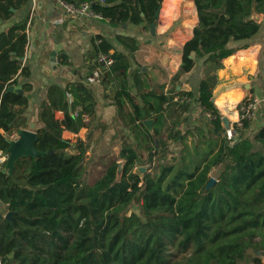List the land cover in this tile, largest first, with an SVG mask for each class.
<instances>
[{"label":"trees","instance_id":"obj_1","mask_svg":"<svg viewBox=\"0 0 264 264\" xmlns=\"http://www.w3.org/2000/svg\"><path fill=\"white\" fill-rule=\"evenodd\" d=\"M26 0H7L10 7ZM90 2L92 10L116 25L149 29L162 0H63ZM198 23L182 50V63L172 82L199 64L203 77L197 94L178 92L200 102L209 112L207 129L195 126L187 134L165 126V106L174 92L165 87L147 90L142 72L134 75L141 103L127 84L136 39L117 36L125 52L114 50L113 71L123 81L114 96L117 116L129 132L116 152L103 161L104 170L91 183L84 181L88 146L63 138L68 130L91 128L78 96L52 86L38 112L37 157L16 161L12 173L0 169V260L2 264H264V126L246 134L249 123L232 143L225 134L222 114L213 102L216 71L240 44L255 36L264 14V0H193ZM27 19L0 33V149L7 150V135L28 126V97L8 86L17 85L26 72ZM113 46L97 37L95 55ZM194 54V56H193ZM15 106L21 107L16 109ZM64 112L58 119L55 113ZM154 120L153 136L144 125ZM193 137L191 143L188 136ZM131 137V138H130ZM172 145L175 146L173 149ZM123 169L119 172V162ZM138 165H147L143 174ZM217 170L220 173L217 174ZM211 178L216 182L209 185ZM140 208L139 213L135 211ZM12 212L11 219L7 218Z\"/></svg>","mask_w":264,"mask_h":264},{"label":"crops","instance_id":"obj_2","mask_svg":"<svg viewBox=\"0 0 264 264\" xmlns=\"http://www.w3.org/2000/svg\"><path fill=\"white\" fill-rule=\"evenodd\" d=\"M6 1L0 0V5ZM32 1L26 0L17 7H10L11 15L0 18V33L24 19H27V27ZM36 3L30 27L32 39L26 43L25 55L21 58L27 73L19 75L17 85H10L20 88L22 94L28 97L25 111L28 126L23 129H29L32 122L35 128L39 126L40 105L46 99L48 90L56 86L67 91L70 101L73 93L80 99L82 107L93 106L94 115L85 118L91 123V128L84 127L79 133L63 132L64 139L85 142L88 146L87 160L91 154L100 158L111 151H118L129 140V132L119 120L114 103V96L123 81L119 80L113 66L107 69L96 61L97 37L105 38L113 46L111 54L114 50L126 53L118 43L117 36L136 39L138 49L130 58L126 82L137 104L142 105L134 79L137 71L142 72L141 79L147 90L164 86L165 92H174L173 102H179L174 100L175 96H179V91L197 94L203 77L201 64L178 82H172L182 63L183 46L193 37L194 27L198 23V12L193 0H162L155 35L151 33L150 27L144 29L132 24H126L125 27L103 17L69 15L59 0H36ZM258 15L260 31L247 41L234 44L240 45V48L223 60L222 66L216 71L217 82L213 88V102L222 114L224 129L223 119H227L229 124L237 121L238 105L247 96L260 101L253 125L246 132L248 135H253L264 126V14ZM143 67H146V71ZM164 114V129L167 133L173 130L187 134L195 126L207 129L209 122L195 101L190 103L186 111L179 105L167 104ZM55 117L63 119L64 112L56 111ZM0 132L5 133L3 130ZM17 133L8 134V139L12 141L11 136L17 137ZM192 139L189 135L188 142L191 143ZM172 147L175 149L174 145ZM118 161L123 163L122 160ZM4 208L0 201V211Z\"/></svg>","mask_w":264,"mask_h":264},{"label":"built area","instance_id":"obj_3","mask_svg":"<svg viewBox=\"0 0 264 264\" xmlns=\"http://www.w3.org/2000/svg\"><path fill=\"white\" fill-rule=\"evenodd\" d=\"M101 2H104L105 0H99ZM33 6H32V11L30 14V21L27 24L25 33L27 37V44L30 42L32 39V32H30V27H31V20L34 15V11L36 9L37 3L36 0H33ZM59 3L62 5V7L65 9V11L69 15L73 16H89V17H101L100 15L96 14L92 8H91V3L90 2H82L80 4H74V3H69L63 0H59ZM96 61L101 64L104 68L110 69L112 68L114 64V59L111 55V53H105V52H99L96 55ZM175 101H183V102H190L192 99L188 96H175L174 97ZM197 105L200 107L202 113L207 117V118H212L211 114L209 112L204 111L203 106L200 104V102H196ZM259 103L260 101L256 98H253L251 96H247L239 105H238V110H239V117L237 121L234 123H230L229 127L225 129V134L227 139L230 142H234L240 132L244 129L245 123H249V126L253 125L252 123L255 120V115L256 112L259 108ZM18 137V136H17ZM15 135L11 136V140H16L17 138ZM9 158V152L7 150L0 149V169L6 168V163ZM264 262V257L262 258ZM0 264L1 260H0Z\"/></svg>","mask_w":264,"mask_h":264},{"label":"water","instance_id":"obj_4","mask_svg":"<svg viewBox=\"0 0 264 264\" xmlns=\"http://www.w3.org/2000/svg\"><path fill=\"white\" fill-rule=\"evenodd\" d=\"M160 16V8L156 11L154 17L155 21L149 25L151 29V33L155 35L156 33V25H157V20ZM253 19L255 21L260 20V16L258 14L253 15ZM126 27V25H125ZM194 56V54H193ZM143 70L146 71V67H143ZM7 91H16L17 93L22 94V90L20 88H17L15 86H9L7 88ZM223 123L225 128L229 127V123L227 119H223ZM144 125L146 128L149 130V132L155 136V131H154V120L153 119H146L144 121ZM35 130V123L32 122L30 124L29 129H21L18 130V138L16 140H12L9 142V146L7 148V151L9 152V158L6 163V169L9 171V173H12L14 165L16 161L21 159L24 156H32V157H37L38 155H42L43 153L38 151L36 148V141H37V133L34 131ZM123 169V164H119V172H121ZM147 171L146 166H138L136 168V172L139 174H143ZM220 173V170H217V174ZM216 182L214 178H211L209 181V185H213ZM7 218L11 219L12 217V212H8L6 215Z\"/></svg>","mask_w":264,"mask_h":264},{"label":"rangeland","instance_id":"obj_5","mask_svg":"<svg viewBox=\"0 0 264 264\" xmlns=\"http://www.w3.org/2000/svg\"><path fill=\"white\" fill-rule=\"evenodd\" d=\"M91 151L93 152V148L91 149ZM105 160H106V157H105ZM87 161L88 162H87L86 173L84 175V181L87 183H91L92 181H94V179L99 178V176L102 174L104 170V164H103V161L100 160L99 157L94 156V154H91L88 157ZM144 166H147V165H144ZM139 209L140 208L136 207L135 211L139 213L140 211Z\"/></svg>","mask_w":264,"mask_h":264}]
</instances>
